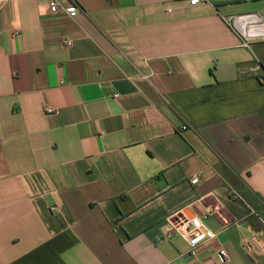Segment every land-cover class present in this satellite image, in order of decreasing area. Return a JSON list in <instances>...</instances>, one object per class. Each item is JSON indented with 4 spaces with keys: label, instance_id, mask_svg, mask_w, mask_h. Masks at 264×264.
I'll return each mask as SVG.
<instances>
[{
    "label": "crops",
    "instance_id": "0c3cea01",
    "mask_svg": "<svg viewBox=\"0 0 264 264\" xmlns=\"http://www.w3.org/2000/svg\"><path fill=\"white\" fill-rule=\"evenodd\" d=\"M50 1L0 0V264H264V0Z\"/></svg>",
    "mask_w": 264,
    "mask_h": 264
},
{
    "label": "built area",
    "instance_id": "2783aa9c",
    "mask_svg": "<svg viewBox=\"0 0 264 264\" xmlns=\"http://www.w3.org/2000/svg\"><path fill=\"white\" fill-rule=\"evenodd\" d=\"M203 2H205V0H189L190 5H197ZM48 8L50 14L52 15L65 14L69 17H74L77 13V6L74 2L69 7L63 8L57 1L51 0L48 4ZM238 19V17L234 18V26L238 22ZM250 30L253 34L256 33L264 37V21H259V24L255 26L251 25ZM61 43L65 47L71 46V42L69 40H63ZM113 97L117 98L118 95H114ZM186 129V126H182L180 128L181 131ZM197 183V177L191 180L192 185H196ZM173 236H178L187 243V254L191 257H197L200 246L215 238V234L204 226L199 217L194 216L186 218L180 215L167 218L158 225L157 233L153 237V243L158 245L162 242L168 241ZM241 247L247 254L256 252L264 256V237L258 234L254 235L245 239L242 242ZM219 255L222 261L227 259V254L223 249L219 250Z\"/></svg>",
    "mask_w": 264,
    "mask_h": 264
},
{
    "label": "bare ground",
    "instance_id": "6f19581e",
    "mask_svg": "<svg viewBox=\"0 0 264 264\" xmlns=\"http://www.w3.org/2000/svg\"><path fill=\"white\" fill-rule=\"evenodd\" d=\"M255 22H258V20H255ZM253 24V23H252ZM239 25H240V23H239ZM245 25V24H244ZM246 27V26H245ZM259 29H261V28H259ZM249 33L250 34H253L252 32H251V30L249 31Z\"/></svg>",
    "mask_w": 264,
    "mask_h": 264
}]
</instances>
